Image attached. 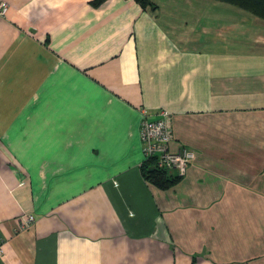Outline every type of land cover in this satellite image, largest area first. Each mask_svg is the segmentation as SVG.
<instances>
[{"label":"crops","instance_id":"0c3cea01","mask_svg":"<svg viewBox=\"0 0 264 264\" xmlns=\"http://www.w3.org/2000/svg\"><path fill=\"white\" fill-rule=\"evenodd\" d=\"M1 1L0 264H264V19ZM161 109L195 155L165 189L140 171L142 110Z\"/></svg>","mask_w":264,"mask_h":264},{"label":"built area","instance_id":"2783aa9c","mask_svg":"<svg viewBox=\"0 0 264 264\" xmlns=\"http://www.w3.org/2000/svg\"><path fill=\"white\" fill-rule=\"evenodd\" d=\"M7 9V3L0 2V15ZM143 118L140 122V138L144 161L153 159L155 167L167 171H174L178 176L186 173L189 163L194 159V151L186 146L171 150L170 145L173 139L171 129V115L161 109L155 118L142 110ZM33 214H25L19 217L18 227L24 230L34 222ZM3 254L2 241L0 239V256Z\"/></svg>","mask_w":264,"mask_h":264},{"label":"trees","instance_id":"16d2710c","mask_svg":"<svg viewBox=\"0 0 264 264\" xmlns=\"http://www.w3.org/2000/svg\"><path fill=\"white\" fill-rule=\"evenodd\" d=\"M106 0H91L93 6H100ZM142 7L151 6L152 0H135ZM237 6L253 15L264 19V0H218ZM143 178L162 189L172 186L180 177L170 171L155 167L153 159L143 161L140 166Z\"/></svg>","mask_w":264,"mask_h":264}]
</instances>
